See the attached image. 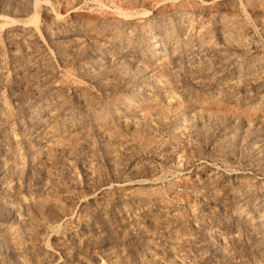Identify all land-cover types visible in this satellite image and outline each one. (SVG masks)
I'll use <instances>...</instances> for the list:
<instances>
[{
  "label": "rangeland",
  "instance_id": "374dc122",
  "mask_svg": "<svg viewBox=\"0 0 264 264\" xmlns=\"http://www.w3.org/2000/svg\"><path fill=\"white\" fill-rule=\"evenodd\" d=\"M0 264H264V0H0Z\"/></svg>",
  "mask_w": 264,
  "mask_h": 264
}]
</instances>
